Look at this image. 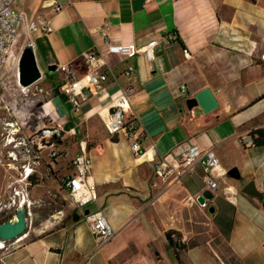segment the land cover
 Masks as SVG:
<instances>
[{
	"label": "crops",
	"instance_id": "obj_1",
	"mask_svg": "<svg viewBox=\"0 0 264 264\" xmlns=\"http://www.w3.org/2000/svg\"><path fill=\"white\" fill-rule=\"evenodd\" d=\"M135 1L61 0L58 11L42 8L43 0L18 4L29 19L49 20L51 31L29 37L24 29L19 31L13 53L19 60L31 44L43 76L22 91L16 70L11 102L1 90L7 101L1 102L9 111L0 105V115H7L0 116V134L6 121L15 122L21 136H29L50 120L63 124L67 132L56 142L60 158L52 169H60L65 178L71 159L80 153V143L86 146L97 197L93 210L103 211L115 234L105 245H98L85 223L91 209L67 205L47 215L33 231V239L23 236L18 248L2 256L1 264H140L134 244L154 247L163 238L167 244V231L181 235L183 252L193 253L191 260L196 263L264 264V145L243 149L239 143L254 130L264 133V0H141L140 8L134 7ZM168 35H175V40H167ZM106 40L110 45L136 46L129 75L124 73L126 64L107 52ZM150 42L157 45L148 56ZM90 49L101 54L116 81L110 78L89 94L80 110L72 109L60 89L61 74L55 70L49 77L57 82L44 87L43 95L35 92L34 87L41 88L38 84L48 79L41 66L71 64L82 70V56ZM120 89L126 91L140 125L138 154L131 151L124 134L110 135L103 127L105 109ZM204 89L210 90L217 107L208 113L199 106L188 109L186 101ZM192 144L212 149L227 172L236 168L239 173L238 179L226 175L220 180V188L204 206L196 200L206 190L199 166L169 187L153 170L159 156L175 160ZM3 153L0 140V202L8 200L9 185L17 177L12 168L17 163ZM44 161L49 162L46 152L40 163ZM250 181L261 198L242 193ZM13 185L19 188L18 183ZM226 185L234 189L233 203L223 196L221 188ZM39 193L28 190L32 203ZM209 207L214 208L213 214L207 212ZM204 229L213 233L206 241L199 240ZM116 237L119 240L112 245ZM194 238V245L188 246ZM214 238L227 249L228 257L221 247L210 244ZM152 255L163 260L155 247Z\"/></svg>",
	"mask_w": 264,
	"mask_h": 264
},
{
	"label": "built area",
	"instance_id": "obj_2",
	"mask_svg": "<svg viewBox=\"0 0 264 264\" xmlns=\"http://www.w3.org/2000/svg\"><path fill=\"white\" fill-rule=\"evenodd\" d=\"M18 0H0V90L3 70L10 60H16L17 65V84L22 91L28 87L19 84L18 64L19 60L13 53L17 42L18 34L24 29L27 36L31 33L41 32L48 33L51 31L50 21L42 18L29 19L25 11L17 4ZM52 6L56 11L60 10L61 0H54ZM175 1V0H174ZM106 38V35L102 33ZM167 40H175V35H168ZM107 52L117 56L119 62L125 63V75L133 71V66L129 61L137 54L138 50L134 44L127 45H110L105 41ZM157 44L150 42L146 48V54L151 55V50ZM28 46L32 47L31 44ZM186 57L190 54L183 50ZM84 68L79 70L71 64L55 66V71L61 74L60 89L65 91L69 102L74 111L80 110L82 103L89 94H94L95 90L103 83L112 79L116 81V75L112 68L107 65L101 58V54L94 49H90L83 56ZM20 59V58H19ZM40 78L42 72L40 71ZM36 81V82H37ZM35 92L43 95L45 92L39 87H34ZM180 93L186 95L184 85L180 86ZM0 101H3V94L0 92ZM8 110L7 106H2ZM103 127L110 135L124 134L129 141V146L134 154L140 150L138 139L139 122L131 112L128 97L124 89L112 100V103L105 109L102 118ZM18 125L15 122L6 121L3 124V131L0 134L3 157L7 156L12 164L16 174V180L9 185L11 194L7 201L0 202V214H15L18 206L24 205L30 215L32 202L28 196L27 178L33 174L36 167L40 165L42 153L46 152L49 160L60 158L59 151L55 148L56 142L67 132L63 124L55 121H49L45 126L30 134L29 136L19 135ZM243 149L254 147V141L251 134H247L239 139ZM80 153L76 154L70 161L71 171L63 182L65 200L72 207H87L97 201L95 184L91 181L92 159L86 152V146L80 143ZM1 164V160H0ZM9 167V164H6ZM199 166L203 173V183L206 190L213 194L220 188V180L225 178L227 170L220 163L212 149H202L197 144H192L179 154L175 160H169L164 156H159L155 161L153 170L156 178L166 187L179 182V179L187 172ZM18 183L19 188L14 187ZM156 186V183H153ZM223 196L227 201L234 202V189L230 186L221 188ZM28 215V216H29ZM12 216V217H13ZM91 234L100 246L108 243L114 236L115 232L109 225L105 214L102 210H90L85 216ZM22 238H16L7 242H0V264L2 256L19 247Z\"/></svg>",
	"mask_w": 264,
	"mask_h": 264
},
{
	"label": "rangeland",
	"instance_id": "obj_3",
	"mask_svg": "<svg viewBox=\"0 0 264 264\" xmlns=\"http://www.w3.org/2000/svg\"><path fill=\"white\" fill-rule=\"evenodd\" d=\"M23 0H18L17 4H22ZM24 9L27 11H29V6L28 4H24ZM43 10V9H41ZM41 69L44 71L45 76H48V79L45 82H40L38 84V86H40L44 91H47L44 89V87H48V85H52L55 84L57 82V78L56 77H52L50 78L49 75H51V71H49L46 67H42ZM17 70V65H16V60H10L7 65L5 66L4 70H3V76H2V84L1 87H3L4 89V93L6 95V99L8 102H11V94H10V89H12L13 86V82L14 81V74ZM29 88V87H28ZM1 92V90H0ZM19 94L22 96L23 93L19 92ZM5 98V97H4ZM3 100L5 101L6 99ZM38 99V98H37ZM5 101V102H7ZM5 102H1L0 101V105L1 106H6ZM8 108V107H7ZM5 112L9 111L3 109ZM1 117L3 116H7V115H0ZM1 124V121H0ZM27 133H31V130L27 131ZM74 141V140H73ZM65 146V145H64ZM47 162V161H46ZM46 162L44 161L43 163L46 164ZM39 171V173L41 175H39L43 182L42 185L44 184L43 187H35L33 190H36V192H41L39 194H37L36 196H34V201H33V210L30 213V215L28 216V227H27V240L33 239L34 238V232H37V230L35 229L36 227L39 226L40 222L46 218L48 215V211L53 208L56 207L57 205L54 204L52 202V199L54 197L53 195V191L55 192L56 190V186L54 185L55 181L53 182L51 177H49V175L51 174H47V172H43L42 167H40V169H37ZM71 171V169H70ZM50 173V172H48ZM231 181H233L231 179ZM235 182V181H234ZM56 184V183H55ZM62 198L65 200V195L61 194ZM66 201V200H65ZM67 203V202H66ZM68 205V203H67ZM89 209H94V204H90L88 206ZM205 222V221H204ZM205 227L207 229H209V225L207 222H205ZM35 230V231H34ZM34 231V232H33ZM205 234L203 233V235H201L199 237V240H209L210 237L213 235V233H207L206 229H204ZM29 233V235H28ZM173 237L175 239L176 242H179L180 245H183L185 243H182L181 241V235H178L177 233L173 234ZM119 240V237L114 238V240L112 241V245L115 244V242H117ZM194 240H197L196 238H194L192 241L188 242V246L194 245ZM210 244L212 246H216L218 245L219 247H221L220 249L223 251H221V253L223 254V256L226 258L228 257V251L227 249L224 247V245L221 244L220 240L218 238H214L212 241H210ZM212 246H209L212 249ZM136 250L135 255L136 257H138V259L140 258L141 262L140 264H203L201 262H194L193 260H191V257H193V253L192 255H190L188 252H183L184 249L179 250L178 255L180 260L178 261L176 256H175V249L169 247L165 242H164V238L160 241H158V239L155 241L154 243V247L155 249H157L161 255H162V261H157L154 259L153 255H152V251L154 247L151 246H147V245H140L139 243L134 244L133 246ZM203 249V247H201ZM207 250V248H205ZM219 249V248H218ZM213 251V250H212ZM218 253H220V250H217Z\"/></svg>",
	"mask_w": 264,
	"mask_h": 264
},
{
	"label": "water",
	"instance_id": "obj_4",
	"mask_svg": "<svg viewBox=\"0 0 264 264\" xmlns=\"http://www.w3.org/2000/svg\"><path fill=\"white\" fill-rule=\"evenodd\" d=\"M55 4L54 0H43L41 7L49 8ZM141 7L142 1L136 0L134 7ZM49 71L55 70V66L48 68ZM40 69L36 64V59L31 46H27L18 64V78L19 84L23 87H28L40 78ZM188 109L199 106L203 113H208L217 107V102L214 96L208 89H204L196 94L195 97L186 101ZM227 175L230 178L238 179L239 173L236 168L228 170ZM242 193L253 198H261V193L256 189L253 181H250L242 189ZM213 198V193L209 190H205L196 200L199 205L204 206L205 202ZM262 206L264 207V198L262 200ZM207 212L209 214L214 213V208L209 207ZM28 210L24 205L18 206L15 210L14 216L6 221L0 222V242H7L16 238L22 237L27 233L28 227Z\"/></svg>",
	"mask_w": 264,
	"mask_h": 264
},
{
	"label": "trees",
	"instance_id": "obj_5",
	"mask_svg": "<svg viewBox=\"0 0 264 264\" xmlns=\"http://www.w3.org/2000/svg\"><path fill=\"white\" fill-rule=\"evenodd\" d=\"M251 136L253 138V141H254V147L256 146H263L264 145V133L263 131L261 130H254L251 132ZM55 164V161L54 160H49V162H46V164L44 163H40V166L39 167H42L43 169V172H47V174H51L49 175V177H51L52 181L54 183V185L56 186V190L55 192L53 191V199H52V202L54 204H56L57 206L56 207H53L51 208L48 212V215H51L53 213H55L56 211L58 210H61V209H64L66 206H67V203L66 201L62 198L61 194H64V188H63V182L65 180V178L69 175V171L68 173L66 174L65 178H64V175L62 176L60 174V169H57L55 171H53L52 169V165ZM50 172V173H48ZM40 173L38 172V170H35L33 172V174H31L28 178H27V187H28V190L29 189H34L35 187H39L40 184L43 182L42 178L39 176ZM62 179V180H61ZM33 210V204L30 208V211L32 212ZM13 216V214H0V222H3V221H6V220H9L11 219ZM47 216V215H46ZM176 232H173V231H167L165 232V240L167 242V244L169 245V247L171 248H174L175 249V256L177 258V260L179 261L180 258H179V255H178V252L179 250L181 249H185V245H180L179 242H176L174 237H173V234H175Z\"/></svg>",
	"mask_w": 264,
	"mask_h": 264
},
{
	"label": "bare ground",
	"instance_id": "obj_6",
	"mask_svg": "<svg viewBox=\"0 0 264 264\" xmlns=\"http://www.w3.org/2000/svg\"><path fill=\"white\" fill-rule=\"evenodd\" d=\"M25 236V235H24ZM21 238H24L23 236Z\"/></svg>",
	"mask_w": 264,
	"mask_h": 264
}]
</instances>
